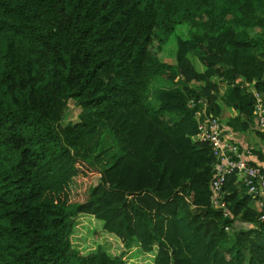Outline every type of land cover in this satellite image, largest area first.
Returning a JSON list of instances; mask_svg holds the SVG:
<instances>
[{
  "label": "trees",
  "instance_id": "trees-1",
  "mask_svg": "<svg viewBox=\"0 0 264 264\" xmlns=\"http://www.w3.org/2000/svg\"><path fill=\"white\" fill-rule=\"evenodd\" d=\"M254 91L264 0H0V264H127L83 248L88 216L153 264H264V198L235 170L215 205L197 115L247 131Z\"/></svg>",
  "mask_w": 264,
  "mask_h": 264
},
{
  "label": "built area",
  "instance_id": "built-area-1",
  "mask_svg": "<svg viewBox=\"0 0 264 264\" xmlns=\"http://www.w3.org/2000/svg\"><path fill=\"white\" fill-rule=\"evenodd\" d=\"M256 123L259 129L264 132V95L258 91H254ZM191 106L195 104L194 100L190 102ZM206 103L197 112L200 133L199 138L209 140L212 143L213 151L217 157L215 163V180L213 182L214 203L217 207L223 206L220 201L221 188L224 181V176L227 172L237 171L239 176L243 178L249 193L260 194L264 198V175L259 167L249 165V160L246 159L240 150L237 143L230 141L229 138L222 135V126L218 119L210 118L206 115ZM264 206V200L263 204ZM264 220V216L262 217Z\"/></svg>",
  "mask_w": 264,
  "mask_h": 264
},
{
  "label": "rangeland",
  "instance_id": "rangeland-1",
  "mask_svg": "<svg viewBox=\"0 0 264 264\" xmlns=\"http://www.w3.org/2000/svg\"><path fill=\"white\" fill-rule=\"evenodd\" d=\"M177 33L176 35L181 36V33L186 32V25L181 24L178 25L176 29ZM176 50H177V39L171 40V42L166 45L161 53L162 59H164L167 62L174 63L176 61ZM196 66L203 70V65L196 60H193ZM264 95V94H263ZM156 103V100H155ZM80 112V108L74 103H70V110L68 112L67 120L75 121L78 119V114ZM107 134L106 136H108ZM110 140V138H109ZM90 176L92 178L93 184L96 182L98 176L94 173H90ZM77 183V180H76ZM87 183L84 182H78L76 184V187L72 185L70 190L71 198H78L80 195L84 194V189L87 186ZM80 224L79 227H77V230L75 231L78 235V238H80V243L83 244V248L87 251L95 249L98 244H101L106 249H109L110 252L114 254H119L121 250H124L126 252L124 254L125 260L127 264H153L154 263V256L151 254H143L138 250H127L123 248V245L120 241L116 240L114 237L112 238L111 235L104 232L102 228V223L94 219V217H83L80 218ZM84 238V239H83Z\"/></svg>",
  "mask_w": 264,
  "mask_h": 264
},
{
  "label": "crops",
  "instance_id": "crops-1",
  "mask_svg": "<svg viewBox=\"0 0 264 264\" xmlns=\"http://www.w3.org/2000/svg\"><path fill=\"white\" fill-rule=\"evenodd\" d=\"M222 92H224V89L222 90ZM227 112L230 115H232V117H235L237 115V111L232 108L228 109ZM258 129H259L258 125H254L247 131H243V132H239L229 127L224 128L226 137L236 142L238 145H240L241 149L247 153L246 154L247 157L244 156L246 159L253 160L260 166L261 165L264 166V138L261 137L260 134L257 133ZM251 151L253 152L251 153ZM257 152L260 153V155L262 156V160L258 159L257 154H256ZM262 204H263V201H259L256 204V206L258 208H264Z\"/></svg>",
  "mask_w": 264,
  "mask_h": 264
}]
</instances>
